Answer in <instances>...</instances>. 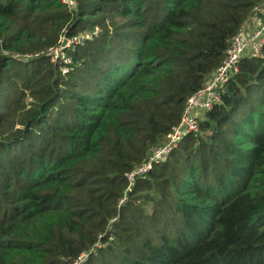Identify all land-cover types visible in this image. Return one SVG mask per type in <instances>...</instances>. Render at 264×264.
<instances>
[{"label":"trees","instance_id":"1","mask_svg":"<svg viewBox=\"0 0 264 264\" xmlns=\"http://www.w3.org/2000/svg\"><path fill=\"white\" fill-rule=\"evenodd\" d=\"M71 1L0 0V264H264V54L129 179L264 0Z\"/></svg>","mask_w":264,"mask_h":264},{"label":"built area","instance_id":"2","mask_svg":"<svg viewBox=\"0 0 264 264\" xmlns=\"http://www.w3.org/2000/svg\"><path fill=\"white\" fill-rule=\"evenodd\" d=\"M63 3L74 6V1L71 0H63ZM76 40L78 41L79 39L69 40L70 44L75 43L74 41ZM65 46H69L67 42ZM64 47L61 44L59 47L50 50L53 55L52 61H55L57 56L62 54L61 51ZM263 54L264 7L256 15L252 26L240 27L234 35L231 44L226 49L221 64L212 73L208 82L202 89L188 97L179 122L171 128L164 142L155 145L149 161L142 165L136 172L129 175V179H132L136 174H144L151 168L153 163L165 162L169 153L177 147L186 135L198 134L200 121L203 119V116L220 101V96L224 93L227 83L239 72L240 60L245 57L261 58Z\"/></svg>","mask_w":264,"mask_h":264},{"label":"rangeland","instance_id":"3","mask_svg":"<svg viewBox=\"0 0 264 264\" xmlns=\"http://www.w3.org/2000/svg\"><path fill=\"white\" fill-rule=\"evenodd\" d=\"M263 7H264V5H262V7H260L258 10H257V12L255 13L256 15L263 9ZM256 15L255 16H253V17H251L250 18V20L249 21H246L242 26L243 27H245V26H252V23H253V21H254V19H255V17H256ZM260 16V15H259ZM258 16V17H259ZM241 26V27H242ZM88 35V34H87ZM63 39V40H66L63 36H61L60 37V39ZM63 40H62V42H63ZM67 42V45H70V41L68 40V41H66ZM75 43H77L78 41L76 40V41H74ZM31 100L30 99H27V102H30Z\"/></svg>","mask_w":264,"mask_h":264},{"label":"water","instance_id":"4","mask_svg":"<svg viewBox=\"0 0 264 264\" xmlns=\"http://www.w3.org/2000/svg\"><path fill=\"white\" fill-rule=\"evenodd\" d=\"M66 45V40H63L62 46L64 47Z\"/></svg>","mask_w":264,"mask_h":264}]
</instances>
